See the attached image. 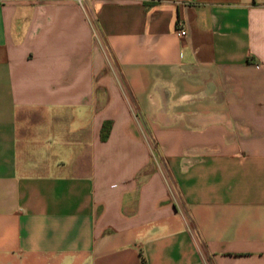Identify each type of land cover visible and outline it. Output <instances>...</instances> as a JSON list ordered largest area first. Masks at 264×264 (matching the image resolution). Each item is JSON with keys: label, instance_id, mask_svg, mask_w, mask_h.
Instances as JSON below:
<instances>
[{"label": "crops", "instance_id": "1", "mask_svg": "<svg viewBox=\"0 0 264 264\" xmlns=\"http://www.w3.org/2000/svg\"><path fill=\"white\" fill-rule=\"evenodd\" d=\"M0 264H264V0H0Z\"/></svg>", "mask_w": 264, "mask_h": 264}, {"label": "built area", "instance_id": "2", "mask_svg": "<svg viewBox=\"0 0 264 264\" xmlns=\"http://www.w3.org/2000/svg\"><path fill=\"white\" fill-rule=\"evenodd\" d=\"M79 3H82L84 0H78ZM176 34L180 37H183L186 35V30L184 29L183 25L181 22L176 23V28H175Z\"/></svg>", "mask_w": 264, "mask_h": 264}, {"label": "trees", "instance_id": "3", "mask_svg": "<svg viewBox=\"0 0 264 264\" xmlns=\"http://www.w3.org/2000/svg\"><path fill=\"white\" fill-rule=\"evenodd\" d=\"M108 131H109V123L107 122L104 124V127H103V132H102L103 138H106Z\"/></svg>", "mask_w": 264, "mask_h": 264}]
</instances>
